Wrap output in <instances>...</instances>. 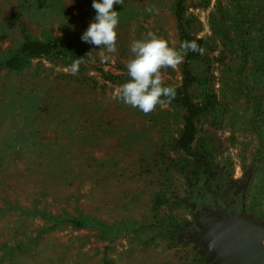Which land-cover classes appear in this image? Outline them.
<instances>
[{"label":"rangeland","instance_id":"obj_1","mask_svg":"<svg viewBox=\"0 0 264 264\" xmlns=\"http://www.w3.org/2000/svg\"><path fill=\"white\" fill-rule=\"evenodd\" d=\"M113 7L106 53L81 40L92 0H0V264H209L194 200L226 186H241L240 217L264 225V0ZM148 32L203 49L160 70L199 108L187 146L179 101L144 114L115 98ZM29 39L48 51L19 61Z\"/></svg>","mask_w":264,"mask_h":264},{"label":"clouds","instance_id":"obj_2","mask_svg":"<svg viewBox=\"0 0 264 264\" xmlns=\"http://www.w3.org/2000/svg\"><path fill=\"white\" fill-rule=\"evenodd\" d=\"M123 4L124 0H92L95 15L82 32L81 40L103 48L106 53H115L119 16L113 6ZM146 10L157 11L154 8ZM189 51L203 54V49L195 42H181L180 49L177 50L169 47L165 40L153 32H148L143 39L134 40L130 44L132 56L126 63L129 80L118 88L115 98L144 114L150 113L160 104L162 97L171 102L176 96V89L164 86L160 70L165 67L175 69L183 63V58ZM108 59L109 56L101 53V62ZM79 65L80 61L72 64L71 74L78 72Z\"/></svg>","mask_w":264,"mask_h":264},{"label":"water","instance_id":"obj_3","mask_svg":"<svg viewBox=\"0 0 264 264\" xmlns=\"http://www.w3.org/2000/svg\"><path fill=\"white\" fill-rule=\"evenodd\" d=\"M191 238L207 251L209 264H264V225L236 211L223 215L216 203L196 211Z\"/></svg>","mask_w":264,"mask_h":264},{"label":"trees","instance_id":"obj_4","mask_svg":"<svg viewBox=\"0 0 264 264\" xmlns=\"http://www.w3.org/2000/svg\"><path fill=\"white\" fill-rule=\"evenodd\" d=\"M182 0H177V6L181 5ZM178 17H180V13L177 12ZM184 42H195L198 45V40L192 37H189L185 32L182 33ZM20 49V55L21 59L19 61H22L24 57H30L35 54H41V53H47L48 51V44L39 41L38 39H29L26 40L22 45ZM19 55V56H20ZM199 55V52H191L189 51L187 53V58L193 59L196 58ZM9 65H11V62H8ZM187 83L184 82L182 88H175L176 89V95H180L181 91H186L187 89ZM173 100L179 101L180 104L186 109L187 115L185 116L184 120V129L183 133L180 139V142L187 146L188 143H190L193 139V132H194V126H193V116L196 115L199 111V108L197 105L192 103L186 95L180 96V98H174ZM172 101V100H171Z\"/></svg>","mask_w":264,"mask_h":264},{"label":"flooded vegetation","instance_id":"obj_5","mask_svg":"<svg viewBox=\"0 0 264 264\" xmlns=\"http://www.w3.org/2000/svg\"><path fill=\"white\" fill-rule=\"evenodd\" d=\"M240 191V185H235L233 187L226 186V188L222 189V191L212 190L210 193H201L195 198L194 201L199 205V209L205 205L216 203L218 211L221 214L227 215L236 211L240 216L238 206V197Z\"/></svg>","mask_w":264,"mask_h":264}]
</instances>
